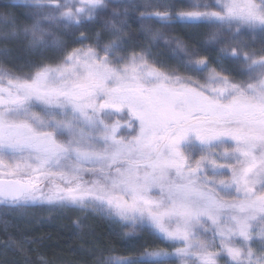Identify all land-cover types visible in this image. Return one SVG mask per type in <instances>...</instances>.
I'll return each instance as SVG.
<instances>
[{
    "label": "snow or ice",
    "instance_id": "6c2138e0",
    "mask_svg": "<svg viewBox=\"0 0 264 264\" xmlns=\"http://www.w3.org/2000/svg\"><path fill=\"white\" fill-rule=\"evenodd\" d=\"M92 22L105 35L85 45ZM176 24L208 29L204 45ZM77 32L82 47L61 39ZM20 39L58 57L14 67L0 51V204L154 238L94 264H264V0H10L0 41ZM161 46L175 67L154 59ZM4 250L34 264L14 239Z\"/></svg>",
    "mask_w": 264,
    "mask_h": 264
},
{
    "label": "trees",
    "instance_id": "16d2710c",
    "mask_svg": "<svg viewBox=\"0 0 264 264\" xmlns=\"http://www.w3.org/2000/svg\"><path fill=\"white\" fill-rule=\"evenodd\" d=\"M9 2L10 0H0V12ZM8 11L15 12L21 23L26 21L27 10L23 6ZM204 30L205 28L196 29L198 35ZM83 31L85 35L91 36L102 31V28L99 23L92 22L86 24ZM79 35L77 32L75 36H66V43L76 42ZM198 35H194V39ZM5 48L8 49L9 57L19 62L17 57L23 55L21 49L26 48V42L0 41V50ZM125 232L127 229H122L91 211L67 208L49 211L39 207L14 210L0 204V264H24L25 257L15 250L5 252L4 243L9 238L25 245L28 249L27 258L34 264H39L38 255L47 257L51 264H94L93 253L98 255L103 251L105 255L131 256L145 242H154V238L146 232L132 237L126 236Z\"/></svg>",
    "mask_w": 264,
    "mask_h": 264
},
{
    "label": "rangeland",
    "instance_id": "374dc122",
    "mask_svg": "<svg viewBox=\"0 0 264 264\" xmlns=\"http://www.w3.org/2000/svg\"><path fill=\"white\" fill-rule=\"evenodd\" d=\"M143 2H144V0H136V3H138V4H143ZM135 15H136L137 19L130 21L131 32L134 36H139L141 28H140V23H139V19H138V13ZM156 27L158 28L160 26L156 25ZM196 29L197 28H188V27H184L182 25L176 24L174 27H172L169 30V34L173 37H179V38L185 40L187 43H189L190 46L202 47L204 45V41L207 38L208 29H205L204 32L202 34H199V35L197 34L198 32L196 31ZM98 33H101L102 36L105 35L103 32V29H102V31H100ZM194 35H198V37L195 38L198 40L194 39V37H195ZM66 36L69 37V35H63V36H61V39H63L65 41ZM85 37H87V39H85V45H86L89 42V40L95 42L96 34L91 35V36L85 35ZM190 37H191V39H190ZM79 39H81V35L78 36L76 41H78ZM10 41H13V40H10ZM16 41H18V40H16ZM20 41H22V43L25 42L23 39H20ZM68 44L70 45V47H82L83 46V45L76 43V42H68ZM142 44H143V42H142ZM21 51L23 52V55L21 57H17L18 59H20L19 62L16 61L15 59H11L9 57L10 55L7 56L5 62L9 66L20 67L28 60L36 61V60H39L40 58L56 59L58 57V53L55 51H44L42 54L41 53H30L29 51H27L26 48L25 49L22 48ZM31 57H36V59L31 58ZM210 57L212 59H215L216 58V51H211ZM8 58H10V59H8ZM3 59H5V58L2 55H0V60H3ZM154 59L156 61H158L159 63L166 65V66H171V67L176 66V62L172 59L171 53H169L163 46H161L159 49H156ZM9 61H11V62H9ZM225 66L229 67L233 71H238V65L231 64V62L226 61Z\"/></svg>",
    "mask_w": 264,
    "mask_h": 264
}]
</instances>
